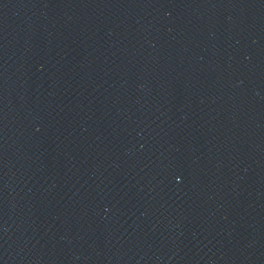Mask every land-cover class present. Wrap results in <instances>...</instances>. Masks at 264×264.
Instances as JSON below:
<instances>
[{
  "label": "water",
  "instance_id": "95a60500",
  "mask_svg": "<svg viewBox=\"0 0 264 264\" xmlns=\"http://www.w3.org/2000/svg\"><path fill=\"white\" fill-rule=\"evenodd\" d=\"M0 264H264V0H0Z\"/></svg>",
  "mask_w": 264,
  "mask_h": 264
}]
</instances>
